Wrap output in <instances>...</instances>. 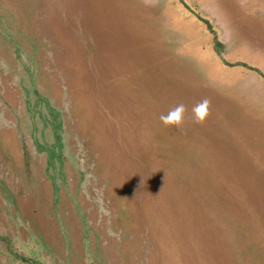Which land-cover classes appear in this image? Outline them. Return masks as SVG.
I'll return each mask as SVG.
<instances>
[{
  "label": "rangeland",
  "instance_id": "obj_1",
  "mask_svg": "<svg viewBox=\"0 0 264 264\" xmlns=\"http://www.w3.org/2000/svg\"><path fill=\"white\" fill-rule=\"evenodd\" d=\"M0 127V264H264V0H0Z\"/></svg>",
  "mask_w": 264,
  "mask_h": 264
},
{
  "label": "clouds",
  "instance_id": "obj_2",
  "mask_svg": "<svg viewBox=\"0 0 264 264\" xmlns=\"http://www.w3.org/2000/svg\"><path fill=\"white\" fill-rule=\"evenodd\" d=\"M207 107V100H203L193 107L192 112L196 122H203L207 115ZM185 111V106L179 104L171 109L167 115H161L160 120L166 126L171 125L179 127L183 123Z\"/></svg>",
  "mask_w": 264,
  "mask_h": 264
},
{
  "label": "crops",
  "instance_id": "obj_3",
  "mask_svg": "<svg viewBox=\"0 0 264 264\" xmlns=\"http://www.w3.org/2000/svg\"><path fill=\"white\" fill-rule=\"evenodd\" d=\"M2 128L12 129V128H9L7 125H5V126L3 125ZM2 141H4V140H2ZM2 141H0V144ZM0 153L2 154V156H0V159L2 158L3 160H6V158H8V155L13 157L12 155L9 154V150L4 144H1ZM2 166H3V164H2Z\"/></svg>",
  "mask_w": 264,
  "mask_h": 264
}]
</instances>
